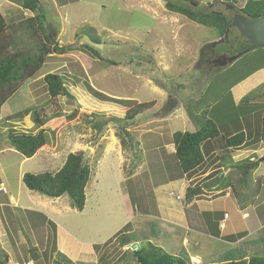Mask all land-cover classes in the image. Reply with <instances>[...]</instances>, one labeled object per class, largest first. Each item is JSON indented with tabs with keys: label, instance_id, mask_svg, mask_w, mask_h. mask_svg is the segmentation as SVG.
<instances>
[{
	"label": "rangeland",
	"instance_id": "obj_1",
	"mask_svg": "<svg viewBox=\"0 0 264 264\" xmlns=\"http://www.w3.org/2000/svg\"><path fill=\"white\" fill-rule=\"evenodd\" d=\"M21 1L23 0H0V12L9 24H19L33 16L21 7ZM37 1L43 15L40 21L43 22V27H47L50 40L57 44L58 52L48 56L35 78L19 89L0 110V183H2L0 203L6 204L0 206V240H3L1 230H7L5 233L8 232L9 238H6L7 244H3L2 250L11 246L15 249L10 250L12 258L8 263L24 264L29 261V248L34 245H37L42 255L50 252L45 234L41 229H31L21 207L13 208L10 202L11 195L19 196V205L28 206L30 196H39L22 184L21 176L24 173L39 174L46 171L55 173L62 167L68 154L85 150H89L87 159L92 168L91 178L85 189V210L78 212L72 209L67 196L61 197L59 201L40 197L48 202H54L53 207L61 214H58L59 217L54 216V221L63 225L82 242L84 250L94 249L98 253L101 252L100 255H106L110 264H137L132 255L133 249L128 253L125 251L126 247L122 250L115 243L103 247L127 224H130L132 240L139 242L143 255L150 258L153 255L158 256L161 252L154 243L156 242L154 235L150 234V222L156 224L158 221L144 216L152 212L154 199L144 170L142 148L148 150L149 146L152 147L156 143L154 138L169 136L171 138L175 131L194 132L196 129L188 120L184 108L179 114H184L185 118L178 116L174 123L164 124L159 121L166 117L163 109L167 106V94L176 97L181 92L180 99L185 97L187 100L189 97L205 93L199 104L194 102L190 108L194 113H199L205 105L218 104L221 99V106L229 105L231 102L228 96L229 87L264 62L261 57L264 50L253 49L242 54L236 65L226 71L218 70L205 65L199 59L201 51L208 53L209 45L218 41L217 35L180 15L168 12L164 7L166 0ZM244 1L202 0L196 9L212 10L232 18ZM88 26L96 29L97 35L101 37L100 45H91L86 35L80 34ZM232 29V33L227 37L228 42L215 46L217 52L222 53L224 50L243 52L247 49L246 39L236 28ZM17 34L15 49L33 47L35 42L27 32L20 34L19 31ZM234 35L236 39L233 38ZM86 45L97 50L102 59L85 50ZM48 73L62 75L64 84L73 98L61 97L50 100L42 80ZM90 86L104 97L93 95ZM246 95L250 96L251 106L264 105V83ZM198 98L192 100L198 101ZM124 101H132V104L154 102V107L150 111L137 115L128 126L127 130L132 136L131 143L134 145L128 150L121 149L116 137L125 126L115 121L125 117L127 107L122 104ZM33 105L36 109L42 108V114L47 118L55 113L66 118L73 117L60 125L54 134L47 132V144L42 146L34 157L24 159L8 143L7 135L10 131L8 129L14 133L27 134H36L39 129L34 127L31 115L26 116L21 123L11 125L6 122V117L32 108ZM91 113H100L104 116L101 119L105 120V125L100 133L94 132L85 123L86 116ZM138 138H142L139 139L141 145ZM147 138H150L149 142ZM171 139L167 142H171ZM105 147L113 155L104 157L102 165L97 164L104 156ZM116 148L121 150L123 155L121 171L115 157L118 154V151L114 150ZM135 151L140 158H134ZM261 154L257 153L256 161ZM175 164L177 166L176 161ZM161 173L159 169L160 176L156 174L157 179L159 177L162 179ZM261 173L264 176V165ZM227 177L225 176V179ZM128 180L134 181L132 187L127 185ZM253 180L251 172L247 184L242 189H239L241 185L238 186L237 200L244 206L252 200L258 201L259 196L261 198L264 194V191L261 194L260 191L256 192ZM135 186L140 188L141 196L131 198ZM4 188L8 193H1V189ZM170 196V199L177 197L174 193H170ZM4 218L9 220L5 221L6 224ZM31 226L35 227L33 224ZM47 231H50L49 227ZM260 236L264 237L263 234ZM236 247L227 246L224 250H219L218 254ZM217 248L221 249L224 246ZM125 252L129 255L122 256ZM249 253L262 256L264 249L261 245L250 246ZM217 257L218 255L212 260L216 261ZM0 258H3L1 251ZM44 259L46 260L43 255L41 264L53 262L52 259L46 261ZM69 260L73 264H79Z\"/></svg>",
	"mask_w": 264,
	"mask_h": 264
},
{
	"label": "trees",
	"instance_id": "obj_2",
	"mask_svg": "<svg viewBox=\"0 0 264 264\" xmlns=\"http://www.w3.org/2000/svg\"><path fill=\"white\" fill-rule=\"evenodd\" d=\"M201 2L202 0H166L164 7L170 13L180 15L190 22L213 31L218 39L223 38L226 30L229 29L230 18L220 12L212 10H197L196 8L199 7ZM236 2H238V0H236ZM229 5L233 7L232 4ZM21 7L32 13L33 16L19 24H9L0 12V110L19 89L28 81L35 78L43 67L46 58L58 52L57 44L50 40L51 36L47 31V27H43V22L40 21L43 15L40 12L41 8L38 5V1L23 0L21 1ZM236 14H243L250 20L263 18L264 0H245L242 7L235 11V15ZM232 30L233 29H229L228 35L232 33ZM19 31L20 34L27 32L32 38V41L35 42L33 47L14 48L18 38L17 33H19ZM80 34H85L91 45L101 44V37L97 35V31L93 27H85ZM239 37H241V35H239ZM233 38L236 39L235 35ZM84 49L91 55L102 59L98 51L92 46L86 45ZM262 50H264V48ZM261 57L264 60V55H261ZM105 62L114 65V63L110 61ZM237 63H239V60L234 65ZM261 69H264V62L249 71L245 76L237 79L232 83L229 89ZM64 81L63 76L59 74L48 73L43 77L46 93L50 100L61 97L73 98L72 94H70L69 90L66 88ZM89 88L93 95L104 97L102 93L94 90L91 86ZM221 101L215 105H206L200 114H195L191 111V107H188V117L195 125L196 130L194 132L178 131L173 133L171 137V143L175 150L173 158L177 162L181 175H190L203 165V150L205 144L208 142L210 144L216 143L220 150L226 153H229L231 149H238L242 145H245L247 143V138H245L243 127L245 123H248L251 115L256 112L258 114V130L256 138L254 139L264 144V112H262L264 106H251L250 96L242 98L237 106L230 102L229 105L223 107L221 106L222 104H220ZM122 104L127 107L125 117L121 120L115 119V121L123 123L125 126L121 128L116 137L120 143L121 149L128 150L134 147L131 143L132 136L127 130L128 126L135 120L137 115L150 111L154 107V102L132 104V101H124ZM28 115H31L34 127L39 129L36 134H27L24 132L14 133L11 129H8L10 131L7 135L8 143L11 148L20 153L25 159L32 158L42 146L47 144V132L54 134L55 130L58 129L60 125L73 117L67 116L66 118L64 115L60 116L59 113H55L50 118H47L42 114V108L36 109L32 107L6 117V122H8L9 125L21 123ZM103 117L104 116L100 113H91L86 116L85 123L88 124L94 132L100 133L105 125V120L101 119ZM240 119H243L242 122L245 123L242 124ZM217 146L216 148H218ZM83 153V151H78L68 154L62 167L55 173L47 171L39 174L24 173L21 180L22 184L29 191L51 200H57L63 196H67L70 207L78 212H82L86 204L85 189L92 174L89 159L81 165ZM133 155L135 159L140 158L136 151ZM223 158L227 159V156ZM259 163V161L251 162L245 160L239 162L237 166L242 176L246 177L251 171L257 169ZM126 182L127 185H131L132 187L134 181L128 180ZM201 191L199 186L188 187L185 192L186 201L200 195ZM137 196L140 197L141 195L139 194V189L135 186L130 197L133 198ZM27 214L30 223L35 227L39 223L38 217L46 221L47 228L49 227L50 231L47 232L46 240L50 252L44 253V258H46V260L52 259V264H73L62 253L57 251L56 225L52 221H47L41 214L32 212H28ZM129 226L130 224L125 225L111 238V240L104 244L103 247L109 243H115L120 248L129 247L132 244L131 234L128 233V231H130L128 230L130 228ZM156 228L157 227L153 223H150L151 235L155 234ZM258 243L261 244L264 249V239H261ZM250 245V242H245L232 250L226 251L219 255L216 261L210 264H264V254L262 256L250 254ZM158 249L161 254L158 256L153 255L151 258L145 257L140 247L134 250L132 255L137 264H192L189 255L184 250L178 255H172L160 248ZM0 251L3 255V258H0V264H9V257L6 252L1 248ZM126 251L130 252V248ZM43 255L39 252L37 247L32 246L29 248V261L34 264H41L40 260ZM98 263L110 264L106 255H100Z\"/></svg>",
	"mask_w": 264,
	"mask_h": 264
},
{
	"label": "crops",
	"instance_id": "obj_3",
	"mask_svg": "<svg viewBox=\"0 0 264 264\" xmlns=\"http://www.w3.org/2000/svg\"><path fill=\"white\" fill-rule=\"evenodd\" d=\"M38 5H40L39 2ZM262 83H264V69L253 73L245 80L231 87L228 91L231 102L235 106L239 105L242 98L249 96L246 95L248 92H252ZM179 94H181V92L174 97V104L176 105V101L180 102L179 107H177L174 113L166 115V117L159 120L161 123H174L178 116L185 118L184 114H179L181 110L184 108L187 112L188 107H192L194 102L199 104L201 98L206 95L204 93L200 96L189 97L186 100L185 97L180 99ZM192 98H198V101H195L196 99L193 101ZM203 110L204 108L200 109L199 113L195 114H200ZM262 112H264V108ZM188 120L190 121V119ZM240 121L242 124L245 123L242 122L243 119H240ZM257 130L258 114L256 112L251 115L248 123H245L243 127L245 138H247V143L245 145H242L238 149H231L229 153H226L220 150L216 143H206L203 150V165L190 175L180 174L175 164V159L173 158L175 152L174 147L171 142H167L168 139H171L170 136L169 138H154L156 143L152 147L149 146L148 150H145L144 147L142 148V160L145 165L144 170H146L150 192L154 199V208L152 212L144 214V216L148 219L158 221L156 224L153 221L150 222L157 227L154 234L156 239L154 243L157 248L163 251L167 250V252L172 255H178L184 250L189 255L192 264H210L213 262L212 258L215 259L217 255H221V253L218 254L219 250H224L227 246L236 247L245 242H250L251 247H258L261 245H259L258 242L264 239V237L260 236L261 234L264 236V194L261 198L259 196L258 201L257 199L255 202L252 200L245 206L240 204L237 200L238 186L241 185L239 189H242V187L247 184V178L250 175L243 177L237 164L245 160L255 162V157L259 152L262 153L257 158V161L260 162L259 166L251 172L254 178V184H256V192L260 191L261 194L264 191V176L261 173V168L264 165V144L261 141H255L254 138H256ZM139 139L142 138H138V140ZM147 140L149 142L150 138H147ZM138 142L141 145L140 140ZM216 146L219 149L216 148ZM114 150L118 151V154H114H116L117 165L121 171V166H123L124 162L123 155L118 148ZM149 154L151 156H149ZM110 155H113V153L105 147L104 156L100 161H97V164L102 165L104 157H109ZM226 156L227 159H224L223 157ZM159 169L162 172V179L160 177L158 179L156 178L157 175H159ZM225 176L228 177L225 179ZM123 180L125 181V179ZM194 186H199L201 188V194L186 201L185 192L187 188ZM138 189L140 190V188ZM1 193H8V191L4 188ZM170 193H174L175 196L180 197V199L177 200L175 197V199L173 198L174 200L170 199ZM40 197L42 196H30L28 206L26 204L22 206L19 205V196L14 197L11 195L10 202L13 208L21 207L24 211V217L28 220L29 227L31 229H41L42 233L45 234V240L48 232L46 221L38 217L39 223L36 227H32L27 213L32 212L41 214L47 221H52L56 225L57 251L79 264H98V258L101 252L98 253L94 249L84 250L82 242L63 225L54 221V216L59 217L61 215L58 213L59 211L53 207L52 204L54 202H48ZM59 200L60 199H57L56 201ZM2 205L6 204L0 203V206ZM84 210L82 212H84ZM243 215H246V217H243ZM237 216L238 219H236ZM4 219V224H6L5 221L8 222L9 220L8 218ZM5 231L7 230H1V238L3 239L0 240L1 249H3V244H7L5 243L7 241L6 238H9L8 232L5 233ZM128 233L130 234V231H128ZM149 239L150 237L147 238V240ZM135 244H138V246ZM211 244L216 248L221 245L224 246V248L216 249ZM17 245L19 246L18 243ZM131 245L134 246L133 249L135 250L139 248L138 241L132 240ZM33 247H37V245ZM125 249L127 250L128 247ZM10 250L15 249H12V246L4 249L6 254L9 255L8 262H10L12 258L10 256L12 251L10 252ZM227 251H229V249ZM127 252L122 254V256L129 255L128 253L130 252ZM224 252H222V254ZM122 256L121 258H123Z\"/></svg>",
	"mask_w": 264,
	"mask_h": 264
},
{
	"label": "water",
	"instance_id": "obj_4",
	"mask_svg": "<svg viewBox=\"0 0 264 264\" xmlns=\"http://www.w3.org/2000/svg\"><path fill=\"white\" fill-rule=\"evenodd\" d=\"M236 28L239 33L246 39L247 49L243 52H240L237 56L242 54H246L249 51L257 48H264V17L257 20H250L243 14H236L229 20V29ZM229 29L226 30L225 35L216 44L227 43V37ZM236 57H231L228 59L229 62H233ZM226 60H223L216 65L223 66ZM180 102L176 101V105L174 102L167 103L165 108V112L167 115H170L175 112L177 107H179ZM89 156V150H85L81 159V165L87 160ZM138 246V244H135ZM133 248V247H132Z\"/></svg>",
	"mask_w": 264,
	"mask_h": 264
},
{
	"label": "flooded vegetation",
	"instance_id": "obj_5",
	"mask_svg": "<svg viewBox=\"0 0 264 264\" xmlns=\"http://www.w3.org/2000/svg\"><path fill=\"white\" fill-rule=\"evenodd\" d=\"M216 42H212L209 45V52L208 53H205V52L201 51L199 59L205 65H208L210 67H214V68H216L218 70L221 69V70L226 71L229 67L233 66L236 62H238V59L241 57V55L240 56H237V55L240 52H233V51H230V50H224L222 53L221 52H217L216 51V47H215V46H217ZM231 57H236V59L233 62H229L228 59L231 58ZM223 60H226V62H225V64L223 66L216 65L217 63H219V62H221ZM223 68H225V69H223ZM167 97H168V99H167L166 103L174 102V97L170 93L167 94ZM163 110H164L165 115H167L166 112H165V109H163Z\"/></svg>",
	"mask_w": 264,
	"mask_h": 264
},
{
	"label": "built area",
	"instance_id": "obj_6",
	"mask_svg": "<svg viewBox=\"0 0 264 264\" xmlns=\"http://www.w3.org/2000/svg\"><path fill=\"white\" fill-rule=\"evenodd\" d=\"M176 199H180V197H176ZM243 217H246V215H243ZM15 264H18V263H15ZM24 264H33V262L29 261V262H25Z\"/></svg>",
	"mask_w": 264,
	"mask_h": 264
},
{
	"label": "clouds",
	"instance_id": "obj_7",
	"mask_svg": "<svg viewBox=\"0 0 264 264\" xmlns=\"http://www.w3.org/2000/svg\"><path fill=\"white\" fill-rule=\"evenodd\" d=\"M230 6V5H229ZM230 7H232V6H230ZM220 39H218V41H219ZM0 185H2V184H0ZM1 191H3V189L1 190ZM132 247H134L133 245H130L128 248H130V249H133ZM133 250H135V249H133Z\"/></svg>",
	"mask_w": 264,
	"mask_h": 264
}]
</instances>
